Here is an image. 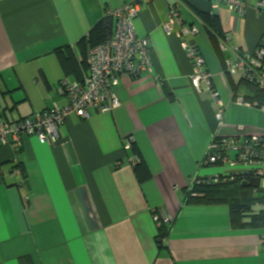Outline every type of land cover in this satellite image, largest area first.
Here are the masks:
<instances>
[{
	"label": "crops",
	"instance_id": "1",
	"mask_svg": "<svg viewBox=\"0 0 264 264\" xmlns=\"http://www.w3.org/2000/svg\"><path fill=\"white\" fill-rule=\"evenodd\" d=\"M133 1L0 0V120L66 106L61 84L77 79L63 58L85 79L86 40L108 10ZM180 2L186 22L201 26L193 40L225 104L223 124L212 96L193 89L181 42L163 30L167 0L144 5L135 29L151 43L153 73L121 81L118 110L69 117L55 142L31 136L19 149L0 146V264H264V229H233L226 205L185 204L195 178L220 173L202 163L213 139L238 135L240 125L264 136V108L235 102L249 92L225 72L231 55L221 51L222 60L199 16L212 1ZM251 5L246 19L258 13ZM214 14L230 46L255 51L261 39L240 40L241 17L225 7ZM140 165L151 174L144 183ZM162 226L169 235L160 246Z\"/></svg>",
	"mask_w": 264,
	"mask_h": 264
},
{
	"label": "built area",
	"instance_id": "2",
	"mask_svg": "<svg viewBox=\"0 0 264 264\" xmlns=\"http://www.w3.org/2000/svg\"><path fill=\"white\" fill-rule=\"evenodd\" d=\"M154 0H134L120 8L108 10L106 17L114 21V35L107 42L89 50L87 54L88 75L83 82L63 81L60 93L69 99L66 106L55 105L52 110L35 113L21 121L6 122L0 120V146L19 149L24 137H36L40 143L48 144L59 138V129L71 116L89 121L94 115L109 114L121 107L117 94L124 78L139 79L153 73L151 43L140 38L135 29V20L142 7ZM167 0L169 12L163 30L168 36L176 37L182 45L187 59L192 64L190 81L198 93H208L217 104L216 119L223 124L226 107L216 90L213 76L206 68V61L195 43L200 35L201 26L188 24L180 11V0ZM211 14L225 7L228 11L244 17L250 3H255L258 13L264 14V0H211ZM192 39V40H191ZM233 40H220V50L231 56L225 60V72L231 76L241 75L242 81L264 92V39L260 40L255 51H249L244 45ZM240 106L252 107L245 99L235 101ZM244 126H238V135L216 137L211 142L203 160L204 166L215 165L230 167L229 173H219L206 178H195L194 185H214L241 179L244 183L259 179L264 190V136L242 134ZM135 141L131 138L127 150ZM139 164L133 161V166ZM243 168V170H238ZM13 174L21 175L20 170ZM157 225L169 224L170 220L154 217Z\"/></svg>",
	"mask_w": 264,
	"mask_h": 264
},
{
	"label": "trees",
	"instance_id": "3",
	"mask_svg": "<svg viewBox=\"0 0 264 264\" xmlns=\"http://www.w3.org/2000/svg\"><path fill=\"white\" fill-rule=\"evenodd\" d=\"M199 16L204 27L208 30L215 51L224 60L219 44L220 40H224L226 36L223 32L220 18L215 14H211V11L199 13ZM112 35H114V21L110 18H105L93 29L89 39L86 40V44L92 49L110 40ZM262 39H264V34L261 37ZM87 54L84 64H86L85 69L88 74ZM63 61L65 62L64 66L67 75L74 76L80 83L83 82V74L80 75L79 71L73 66V60L70 56L64 57ZM247 85L250 88L246 101L258 108H264V92L250 84ZM136 176L140 183L151 179V174L142 165L136 168ZM243 184L244 182L241 179L214 185L196 184L189 189L185 204L206 206L226 205L230 210L231 226L233 229H264V190L261 188H245ZM168 235V228L165 226L159 228L157 242L160 246L163 245Z\"/></svg>",
	"mask_w": 264,
	"mask_h": 264
},
{
	"label": "rangeland",
	"instance_id": "4",
	"mask_svg": "<svg viewBox=\"0 0 264 264\" xmlns=\"http://www.w3.org/2000/svg\"><path fill=\"white\" fill-rule=\"evenodd\" d=\"M253 5V6H252ZM252 7H254L255 3L252 2ZM243 25H241L240 29H239V37L240 40H252V39H261V37L264 34V14H259V13H253V15L251 17H248V19L245 18V16L243 18ZM236 80H240L241 79V75H237L236 76ZM249 88L248 85L243 82L242 84V90H241V94L246 93L248 95L249 92ZM243 92V93H242ZM117 94H118V90H117ZM233 169L226 166V167H220V173H229L230 171H232ZM238 170H243V168H238ZM264 185V183H263ZM257 209L259 210V208L257 207Z\"/></svg>",
	"mask_w": 264,
	"mask_h": 264
},
{
	"label": "water",
	"instance_id": "5",
	"mask_svg": "<svg viewBox=\"0 0 264 264\" xmlns=\"http://www.w3.org/2000/svg\"><path fill=\"white\" fill-rule=\"evenodd\" d=\"M260 185L259 179H252L249 182H246L243 184V187L245 188H252V189H258Z\"/></svg>",
	"mask_w": 264,
	"mask_h": 264
}]
</instances>
